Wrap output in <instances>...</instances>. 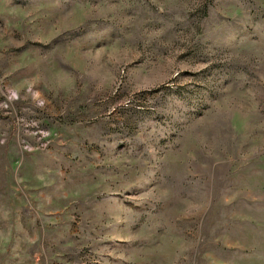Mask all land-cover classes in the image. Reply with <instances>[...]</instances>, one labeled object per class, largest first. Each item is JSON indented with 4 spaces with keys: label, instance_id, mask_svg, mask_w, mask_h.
Returning <instances> with one entry per match:
<instances>
[{
    "label": "rangeland",
    "instance_id": "374dc122",
    "mask_svg": "<svg viewBox=\"0 0 264 264\" xmlns=\"http://www.w3.org/2000/svg\"><path fill=\"white\" fill-rule=\"evenodd\" d=\"M0 264H264V0H0Z\"/></svg>",
    "mask_w": 264,
    "mask_h": 264
}]
</instances>
